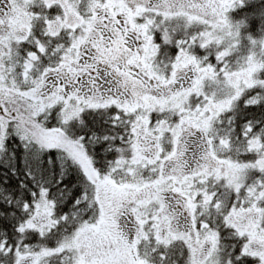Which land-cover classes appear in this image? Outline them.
Segmentation results:
<instances>
[{"label":"snow or ice","instance_id":"1","mask_svg":"<svg viewBox=\"0 0 264 264\" xmlns=\"http://www.w3.org/2000/svg\"><path fill=\"white\" fill-rule=\"evenodd\" d=\"M0 264H264V0H0Z\"/></svg>","mask_w":264,"mask_h":264},{"label":"trees","instance_id":"2","mask_svg":"<svg viewBox=\"0 0 264 264\" xmlns=\"http://www.w3.org/2000/svg\"><path fill=\"white\" fill-rule=\"evenodd\" d=\"M61 182L62 183H65V184H68V186L71 187L72 183L75 182V180H74V174H69V175L63 177V179H62Z\"/></svg>","mask_w":264,"mask_h":264}]
</instances>
